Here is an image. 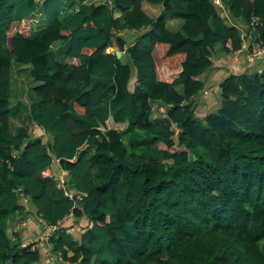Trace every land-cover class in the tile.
Returning <instances> with one entry per match:
<instances>
[{
  "label": "trees",
  "instance_id": "trees-1",
  "mask_svg": "<svg viewBox=\"0 0 264 264\" xmlns=\"http://www.w3.org/2000/svg\"><path fill=\"white\" fill-rule=\"evenodd\" d=\"M144 1L162 8L151 16ZM222 1L261 20L264 38V0ZM217 44L236 49L240 36L211 0H0V264L40 259L8 232L18 193L47 224L89 219L79 239L48 234L57 264H264V68L228 72L218 108L198 115ZM12 61L39 81L29 117L46 138L12 127ZM53 157L82 193L76 205L41 173Z\"/></svg>",
  "mask_w": 264,
  "mask_h": 264
},
{
  "label": "crops",
  "instance_id": "crops-1",
  "mask_svg": "<svg viewBox=\"0 0 264 264\" xmlns=\"http://www.w3.org/2000/svg\"><path fill=\"white\" fill-rule=\"evenodd\" d=\"M145 2L146 1L142 2L144 7H145ZM153 4H158V3H153ZM159 5H160V9H159L160 11L162 8V5L161 4ZM173 19L178 20L181 23V19L179 18H170L168 19V21L173 20ZM127 31L130 33H133V35L130 37V39H133L135 30L134 32L133 30H125V32ZM123 32L124 31H121V34ZM130 39H128V42L131 41ZM227 45L229 46L230 44L227 43ZM214 48H215L214 55H213V65L214 66L210 67L202 75L204 79V87L208 88V91H209L208 94L205 95V97L207 96L210 97L211 95L209 96V93L212 92V89L215 87L216 91H214L215 92L214 96L219 101V92H220L219 83L221 79L228 72L253 71V70H261L264 68V60L259 61V60L249 57L246 54L235 55L233 51L234 49H231L229 51H224L219 44L215 45ZM121 51H124V50H121ZM221 63H223L222 66H220ZM132 78L134 80L135 74H133ZM161 109L163 110V107ZM153 116L158 117V115H153ZM159 145L161 146L160 143ZM51 169L53 171H60L62 169L57 158L53 157ZM18 199L22 205V209L16 210L13 214H11L12 216L10 215L11 217H9L7 221L8 228L11 225V223H13L14 219L17 220V218H19L20 216L26 219L28 218L26 224L23 226L21 230L23 231L22 243L26 244L31 241L35 242V245L38 247L40 251V259L38 260V264H40L42 261H43V264H57L58 261L55 259V252L52 251L49 242L46 241L48 234L54 231L55 228H57V226L65 227L66 230L69 231L73 235V233L78 230L81 231L82 233L84 229L90 225V221L85 215L75 217L72 211L68 212L66 218L63 217L62 219L58 221L57 224H47L40 216H38L36 212V207L30 197L19 195ZM79 225H81V227L84 225L85 228L81 229ZM53 257L55 259L54 261L51 260Z\"/></svg>",
  "mask_w": 264,
  "mask_h": 264
},
{
  "label": "rangeland",
  "instance_id": "rangeland-1",
  "mask_svg": "<svg viewBox=\"0 0 264 264\" xmlns=\"http://www.w3.org/2000/svg\"><path fill=\"white\" fill-rule=\"evenodd\" d=\"M89 1L98 2L101 0H89ZM143 7H144V5H143ZM67 9H69V8H67ZM144 9L152 16V15H156L159 12L160 5L159 4H153V3L151 4L149 2L147 3V1H146ZM225 19H226L227 23L230 22V20L227 17H225ZM179 23L180 22L178 20H175V19L168 21V25L170 28L177 27L179 25ZM229 24H231V23H229ZM25 25H26V22L22 23V26H25ZM9 33H11V31ZM122 35H124L127 39H130V37L133 35V33H130L128 31L127 32L124 31L122 33ZM113 48L114 47H110V50ZM60 54H61V52L58 53V55H60ZM213 68H215V67H213ZM11 73L12 74L10 77L11 89H10L9 103H10L11 110H12L11 111L12 127L14 128L17 125L23 124V125H26L28 127L31 135H40L41 134L43 136V138L44 137L46 138L47 134L43 131V129L40 128L39 125L34 123L29 117V105L31 102V100H30L31 95L33 93L32 87L34 84H36L39 81H36L32 78V76L30 74L29 64H22V63H17L15 61H12ZM131 81H133V80H131ZM214 91H216L215 87L212 89V92L209 93V96L211 95L210 97H208V96L203 97L202 96V98H201V95H207L209 91L206 94L202 92L200 96H198L199 93L196 95V96H198V99L196 98L197 100H196V104H195V110H196L198 115H204L207 111L215 110L218 108V106L220 105V92H219V101H218L216 99V97L214 96L215 95ZM162 107H163V110L161 109ZM166 107H167L166 105H164L163 103H161L159 101H151V111H152L153 115H158L159 117H165L167 114L166 113L167 112ZM156 113H158V114H156ZM107 125L113 126V123H109ZM18 194L22 195L20 193H18ZM22 218H23L22 216L19 217V219H22ZM15 223H16V220L14 219L13 223H11V225L8 228V232H9V234H11V237H14V238L18 237L22 241L23 231H21V230H22L23 226H21L19 228V226L17 227V224H16V229H18V228L19 229L14 230L13 227L15 226ZM79 226L81 227V225H79ZM82 228H85V226L83 225L81 227V229ZM80 235H81V231H79V230L73 233V236L76 237L77 239H79ZM259 244H260L261 248L264 250V238L260 240ZM56 254H57V252H55V259L57 261H59L57 259ZM55 259L53 257L51 260L54 261ZM35 264H38V262H35ZM40 264H43V261Z\"/></svg>",
  "mask_w": 264,
  "mask_h": 264
},
{
  "label": "built area",
  "instance_id": "built-area-1",
  "mask_svg": "<svg viewBox=\"0 0 264 264\" xmlns=\"http://www.w3.org/2000/svg\"><path fill=\"white\" fill-rule=\"evenodd\" d=\"M215 5L217 12L223 16L227 17L233 25H235L239 30L240 36V45L234 49V54H246L249 57L262 61L264 60V38H262L260 33L257 30L262 24V21L259 20L256 16L251 15V17L247 21H242L239 19H235L229 15L227 12V7L222 0H211ZM226 20V19H225ZM203 93L208 92V88L203 87ZM42 175H49L53 178L56 187L62 190L63 194L68 196L73 201V205H76V202L82 198V193L77 192L70 186V174L66 169H61L60 171H41ZM67 215V214H66ZM66 215L64 216L66 218ZM64 218V219H65ZM27 222L26 218L19 219L17 218L14 230H18L21 226H24ZM19 226L18 229H16ZM57 259L59 261L63 260L62 253L60 251H56ZM35 264V263H33Z\"/></svg>",
  "mask_w": 264,
  "mask_h": 264
},
{
  "label": "water",
  "instance_id": "water-1",
  "mask_svg": "<svg viewBox=\"0 0 264 264\" xmlns=\"http://www.w3.org/2000/svg\"><path fill=\"white\" fill-rule=\"evenodd\" d=\"M115 54L121 63H129L130 62L128 54L126 52L121 51L120 49L117 48V49H115Z\"/></svg>",
  "mask_w": 264,
  "mask_h": 264
},
{
  "label": "clouds",
  "instance_id": "clouds-1",
  "mask_svg": "<svg viewBox=\"0 0 264 264\" xmlns=\"http://www.w3.org/2000/svg\"><path fill=\"white\" fill-rule=\"evenodd\" d=\"M62 169H63V168H62ZM51 171H52V170H51ZM67 214H68V213H67ZM65 215H66V214H65ZM65 215H64V216H65ZM64 216H63V217H64ZM66 216H67V215H66ZM59 220H60V219H59ZM37 262H38V261H37Z\"/></svg>",
  "mask_w": 264,
  "mask_h": 264
}]
</instances>
